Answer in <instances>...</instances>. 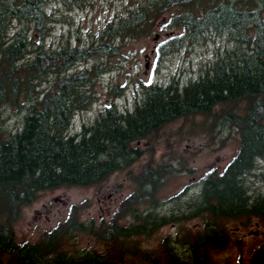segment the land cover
<instances>
[{"label":"trees","instance_id":"trees-1","mask_svg":"<svg viewBox=\"0 0 264 264\" xmlns=\"http://www.w3.org/2000/svg\"><path fill=\"white\" fill-rule=\"evenodd\" d=\"M50 1L0 0V264H212L209 251L229 241L226 219H264V195L252 199L243 178L257 158H264V0H143L116 24L108 22L95 46L90 43L55 50L44 44L46 24L52 20L45 10ZM72 2L81 7L90 0ZM163 17L167 26L180 28L183 34L169 36L158 45L159 52L179 48L184 41L194 42L208 32L223 31L241 48L227 52L204 76L182 88L142 83V100L131 112L117 110L114 99L121 93L114 91L100 118L81 133L70 135L73 115L88 103L84 87L94 83L99 71L97 65L69 71L95 54H114L117 47L105 37L115 35L123 40L147 35ZM13 21L20 27L8 37ZM249 28L257 35H248ZM240 105L244 115L236 112ZM216 107L221 122L239 131L241 144L222 172L202 180L199 196L188 203L192 204L191 213L184 216H202V228L178 239L186 245L183 253L167 239L153 252L132 242L179 219L174 214L135 211L132 197L130 207L114 214L111 222L96 226L79 222L78 207L74 206L65 221L44 231L37 242L16 241L14 224L22 208L41 191L98 184L141 157L143 150L133 143L181 117L213 116ZM7 108L25 111L22 126L14 133L4 129L1 116ZM160 176L145 167L136 181L152 191L136 196L153 198ZM126 213L134 221L118 224ZM76 231L94 236L104 250L64 249L66 239ZM247 264H264V244L252 250Z\"/></svg>","mask_w":264,"mask_h":264},{"label":"rangeland","instance_id":"rangeland-1","mask_svg":"<svg viewBox=\"0 0 264 264\" xmlns=\"http://www.w3.org/2000/svg\"><path fill=\"white\" fill-rule=\"evenodd\" d=\"M141 3L143 0H90L88 4L77 7L72 0H51L45 9L52 18L46 24L45 47L55 50L66 46L84 47L90 43L95 46L108 22L116 24ZM165 21L164 17L159 19L149 34L136 38L122 40L115 35L105 37V41L117 47L114 54H95L69 71H82L94 65L99 71L94 83L84 87L89 95L88 103L85 109L73 115L68 130L70 135L79 134L84 127L94 124L114 91L121 93L114 99L117 110L131 112L142 100V83L150 82L163 87L176 84L182 88L204 76L214 62L227 52L241 48L229 32L223 31L208 32L194 42L184 41L179 48L159 52L158 45L169 36L183 34L182 29L171 28ZM18 27L20 23L13 21L8 37ZM257 33L249 28L248 35ZM218 111L219 107H216L213 116L196 114L181 117L133 143L143 150L141 157L98 184L60 186L41 191L35 201L22 208L15 222L16 241L37 242L44 231H50L65 221L74 206L78 207L79 222H92L96 226L100 222H111L114 214L132 203L133 210L144 214L152 210L160 216L179 215V219L155 229L149 236L133 238V243L137 242L140 248L153 252L158 251L167 239L169 245L183 253L186 245L177 242L178 239H184L189 233L197 234L202 228V216H184L191 213L192 204L188 203L199 196L202 180L210 174L222 172L241 144L239 131L231 124L221 122ZM236 112L244 115V107L240 105ZM24 114L25 111L16 108L4 110L1 116L4 129L11 133L18 131ZM145 167L161 174L153 190V198L136 196L143 191H152L150 186H140L136 181ZM243 178L252 199L264 195V158H257L254 168ZM153 202L155 206L152 208ZM132 221L134 219L129 213L117 220L120 225ZM256 222L264 232L263 218L226 219L224 225L229 241L224 247L209 251L211 263L242 261L247 264L252 250L264 244L262 235L252 234L258 229ZM63 247L71 252L102 251L105 248L94 236L80 231L67 238Z\"/></svg>","mask_w":264,"mask_h":264},{"label":"flooded vegetation","instance_id":"flooded-vegetation-1","mask_svg":"<svg viewBox=\"0 0 264 264\" xmlns=\"http://www.w3.org/2000/svg\"><path fill=\"white\" fill-rule=\"evenodd\" d=\"M256 227H258V229H256L255 231H253V235H255V236H260V235H262V238L264 239V232H262L261 230H260V224L258 223V222H256Z\"/></svg>","mask_w":264,"mask_h":264},{"label":"water","instance_id":"water-1","mask_svg":"<svg viewBox=\"0 0 264 264\" xmlns=\"http://www.w3.org/2000/svg\"><path fill=\"white\" fill-rule=\"evenodd\" d=\"M157 38H158V36L155 37V39H157Z\"/></svg>","mask_w":264,"mask_h":264}]
</instances>
